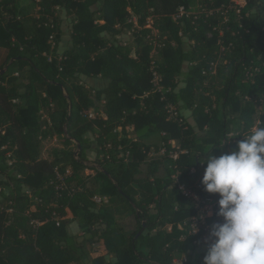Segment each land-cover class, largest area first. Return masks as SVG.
Here are the masks:
<instances>
[{"label":"trees","instance_id":"16d2710c","mask_svg":"<svg viewBox=\"0 0 264 264\" xmlns=\"http://www.w3.org/2000/svg\"><path fill=\"white\" fill-rule=\"evenodd\" d=\"M22 1L0 0V264H203L190 253L221 222L203 157L264 126V0H39L36 15ZM156 134L164 153L146 161ZM99 241L111 259L92 257Z\"/></svg>","mask_w":264,"mask_h":264},{"label":"clouds","instance_id":"9594fccd","mask_svg":"<svg viewBox=\"0 0 264 264\" xmlns=\"http://www.w3.org/2000/svg\"><path fill=\"white\" fill-rule=\"evenodd\" d=\"M203 160L202 185L219 197L221 220L212 225L203 264H264V126L253 125L231 153Z\"/></svg>","mask_w":264,"mask_h":264},{"label":"rangeland","instance_id":"374dc122","mask_svg":"<svg viewBox=\"0 0 264 264\" xmlns=\"http://www.w3.org/2000/svg\"><path fill=\"white\" fill-rule=\"evenodd\" d=\"M38 1L39 0H23L22 1V5L30 14L36 15L37 11L39 9ZM234 1L240 6H244L246 4V2H247V0H234ZM163 3H164V6H163ZM163 3L161 5L160 0L158 1L159 6L161 8L165 7V9H166L167 8V4L164 1H163ZM181 8H183V7L180 6L178 9H176V11H178V13L182 12ZM176 13L173 14L175 19L178 18V14L176 15ZM57 15H58V17L60 19V31H61V40H60V44H59V48H58V53L60 55H62L68 48L72 47V44H71V33H72L73 24H72V21H71V16H68L65 10H62L61 8H58ZM134 21H136L135 18H134ZM153 23H154V20L150 19L148 27L149 28L153 27V25H154ZM155 34H157L156 31H154V35ZM118 40H119V42L121 44H123L125 46L128 45V46L132 47L133 49L135 47V44H134L135 37H134V32L133 31H128V30L124 31L118 37ZM52 41L53 40H50L51 43H52ZM154 53L155 52H152L153 56L155 55ZM158 80H159L158 77H153V79L151 81L153 83H155V84H159ZM82 82L85 83L88 87L93 85V83H91L92 81H90V80H88V79H86L84 77L82 78ZM263 111H264L263 110V106H259L258 107L257 116L260 115ZM90 114H92L93 117L95 116L92 111L90 112ZM190 123L195 126V122L193 120H190ZM129 131H130L131 136H133L134 135L133 127L129 128ZM145 143L149 144L152 147V150H151V152H149L148 158H147L146 161H150V160L155 159V158H160L163 155V153H164L163 150L160 153H157L155 151L156 150V146H161L162 145L161 137L159 135L156 134V135L150 136L147 140H145ZM172 144L176 146V145H178V142L176 140H174L172 142ZM54 148H62V141L60 139H58L57 137H54L52 139L45 140L43 142V147H42V157L50 158L52 150ZM140 170H141L142 177H144V175L147 172V164H142L141 167H140ZM93 173L94 172L92 170H87L86 171V175H91ZM104 201H106V200H104ZM97 202L99 203L100 199H97ZM200 213H201V219H199V220L198 219H194V222H193V227H194V229L197 228V231L199 229V226L201 224L205 223L206 216H211L212 215L211 211H209V210L206 211L204 208H201ZM68 217L72 218V214L70 212L68 214ZM133 222L134 221H130V222H125L124 223V225H125V227L127 228L128 231L135 230V224ZM70 230H71L72 233H74V232L75 233H79V228H78V225L76 223H73L70 226ZM207 248H208V246H205V245L198 247L197 250L194 253H192V254L190 253L191 258L193 259V258H195V256L197 254L207 252ZM91 250L93 251V253H92V257L93 258H98V257H104L105 256V257H107V259H111V257L108 256V252H107V250L105 248V245H104L103 241L97 242L91 248ZM186 259H187V256L184 255V256H182L181 260L180 259L176 260L174 262V264H183V262Z\"/></svg>","mask_w":264,"mask_h":264},{"label":"crops","instance_id":"0c3cea01","mask_svg":"<svg viewBox=\"0 0 264 264\" xmlns=\"http://www.w3.org/2000/svg\"><path fill=\"white\" fill-rule=\"evenodd\" d=\"M5 55H6V52L5 53L4 52L3 53L1 52L0 60H3ZM74 234H76V233L74 232Z\"/></svg>","mask_w":264,"mask_h":264},{"label":"built area","instance_id":"2783aa9c","mask_svg":"<svg viewBox=\"0 0 264 264\" xmlns=\"http://www.w3.org/2000/svg\"><path fill=\"white\" fill-rule=\"evenodd\" d=\"M182 9V12H180V15L182 16V15H184L185 14V11H184V9L183 8H181ZM90 117H93V115L92 114H90Z\"/></svg>","mask_w":264,"mask_h":264},{"label":"water","instance_id":"95a60500","mask_svg":"<svg viewBox=\"0 0 264 264\" xmlns=\"http://www.w3.org/2000/svg\"><path fill=\"white\" fill-rule=\"evenodd\" d=\"M133 56H135V53H133ZM6 71V69H4L3 71H2V73H4ZM141 233H139V235H140Z\"/></svg>","mask_w":264,"mask_h":264}]
</instances>
